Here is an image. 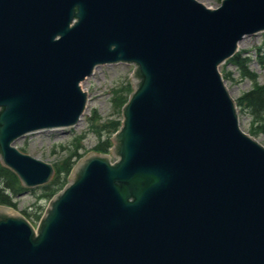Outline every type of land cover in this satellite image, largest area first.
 <instances>
[{"label": "water", "instance_id": "obj_1", "mask_svg": "<svg viewBox=\"0 0 264 264\" xmlns=\"http://www.w3.org/2000/svg\"><path fill=\"white\" fill-rule=\"evenodd\" d=\"M261 29L264 0H0V158L25 186L53 169L12 142L76 123L99 64L136 65L119 159L80 156L36 229L0 205V264H264V147L217 70Z\"/></svg>", "mask_w": 264, "mask_h": 264}, {"label": "rangeland", "instance_id": "obj_2", "mask_svg": "<svg viewBox=\"0 0 264 264\" xmlns=\"http://www.w3.org/2000/svg\"><path fill=\"white\" fill-rule=\"evenodd\" d=\"M209 7H216L221 0H198ZM264 32L252 34L241 39L236 59L226 65L225 84L235 99L254 85H264ZM246 67V68H245ZM246 69L252 77L243 76ZM133 65L128 63L98 65L92 75L85 78L82 88L87 89L86 108L80 120L72 127L33 132L18 137L13 144L20 150L49 160L55 167L51 181L61 180L60 188L68 181V174L76 160L90 149H102L115 160L111 136L120 126L122 102L131 91L130 75ZM116 99V100H113ZM238 117L241 128L249 132L264 145V113L253 115L239 99ZM255 115V116H254ZM61 189H59L60 191ZM46 187H31L17 195V210H25L31 217L41 214L50 200ZM35 221L33 224L36 225Z\"/></svg>", "mask_w": 264, "mask_h": 264}, {"label": "trees", "instance_id": "obj_3", "mask_svg": "<svg viewBox=\"0 0 264 264\" xmlns=\"http://www.w3.org/2000/svg\"><path fill=\"white\" fill-rule=\"evenodd\" d=\"M242 101H244L253 112H264V95L262 88L259 87L246 92L242 96ZM60 184L61 181L59 180L46 185L47 194H53ZM26 190L27 189L21 185L15 174L0 164V204H8L16 208L14 198ZM22 213L26 215V217H30L26 211H22Z\"/></svg>", "mask_w": 264, "mask_h": 264}]
</instances>
